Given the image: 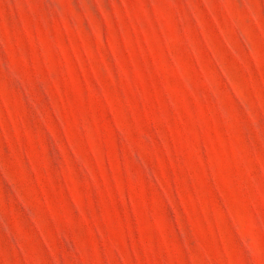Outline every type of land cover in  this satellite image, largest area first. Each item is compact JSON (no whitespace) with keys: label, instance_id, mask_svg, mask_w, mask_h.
<instances>
[{"label":"rangeland","instance_id":"obj_1","mask_svg":"<svg viewBox=\"0 0 264 264\" xmlns=\"http://www.w3.org/2000/svg\"><path fill=\"white\" fill-rule=\"evenodd\" d=\"M0 264H264V0H0Z\"/></svg>","mask_w":264,"mask_h":264}]
</instances>
